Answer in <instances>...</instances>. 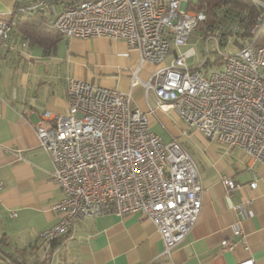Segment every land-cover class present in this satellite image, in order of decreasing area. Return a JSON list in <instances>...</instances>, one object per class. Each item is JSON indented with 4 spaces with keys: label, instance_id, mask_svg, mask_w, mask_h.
Instances as JSON below:
<instances>
[{
    "label": "built area",
    "instance_id": "obj_1",
    "mask_svg": "<svg viewBox=\"0 0 264 264\" xmlns=\"http://www.w3.org/2000/svg\"><path fill=\"white\" fill-rule=\"evenodd\" d=\"M192 1L67 0L60 7L54 0H18L13 18H0V45L9 40L19 15L36 10L53 14L51 27L66 37L123 39L138 56L132 86L142 84L153 90L158 108L174 111L205 137L228 148H242L250 167L255 162L264 164V42L258 43L264 28V0H252L262 11L251 34L235 40L241 47L238 52L220 48L233 41L230 35L223 43L221 31L210 33L204 37L205 60L196 67L187 65V59L196 53L194 47L175 52L166 61L173 47L189 42L206 19L203 10L190 8ZM231 29L236 32L238 27L229 26L225 31ZM210 40L216 42L217 58L224 64L204 72L201 65L210 61ZM145 65L155 66L148 80L139 75ZM67 99L66 111L45 110L33 124L40 146L52 159L51 179L65 194L52 205L57 220L40 234L42 261L50 258L53 242L67 234L77 219L105 213L141 212L157 226L164 253L171 256L202 209L197 161L179 139L166 141L155 132L147 113L131 103L129 93L70 77ZM156 108L148 105L150 113ZM220 180L228 195L240 186L225 173ZM257 184L254 176L249 186L256 188ZM235 208L243 216L253 213L242 204ZM233 233L241 236L242 229L235 226ZM241 242L248 249L244 238ZM222 243L230 249L235 244ZM236 264L255 262L248 257Z\"/></svg>",
    "mask_w": 264,
    "mask_h": 264
},
{
    "label": "crops",
    "instance_id": "obj_2",
    "mask_svg": "<svg viewBox=\"0 0 264 264\" xmlns=\"http://www.w3.org/2000/svg\"><path fill=\"white\" fill-rule=\"evenodd\" d=\"M16 1L0 0V18H13ZM16 23L7 43L0 45V256L11 258L8 264H17L13 258L19 256L29 264L42 261L40 234L57 220L52 205L65 194L51 179L52 159L40 146L33 124L45 110H67L70 77L129 93L155 132L166 141L179 139L201 171L202 209L171 256L164 253L157 226L141 212L105 213L77 219L42 264H236L248 257L264 264V164L250 167L242 148L205 137L174 111L158 108L153 90L132 86L138 56L125 40L61 36L47 51ZM154 69L145 65L139 75L148 80ZM148 105L157 107L154 113ZM222 173L240 184L231 195L220 180ZM254 176L258 184L251 188ZM239 204L253 213L243 216L235 208ZM235 226L242 229L241 236L234 235ZM223 240L234 242L233 248H224Z\"/></svg>",
    "mask_w": 264,
    "mask_h": 264
},
{
    "label": "trees",
    "instance_id": "obj_3",
    "mask_svg": "<svg viewBox=\"0 0 264 264\" xmlns=\"http://www.w3.org/2000/svg\"><path fill=\"white\" fill-rule=\"evenodd\" d=\"M54 2L60 7H65L66 3H68L67 0H54ZM17 4L18 0L16 1ZM190 8L203 10L206 13V19L200 22L196 28L200 31L202 37L204 38L210 33L221 31V41L223 43L226 42L229 35L236 41H238L237 37L250 35L251 26L262 11L252 0H193ZM52 15L50 13L48 14L45 10H36L21 14L17 18L16 26L33 43H37L49 51L56 46L61 36H63L57 29L51 27ZM234 25L238 27L236 32H233L232 29L229 33L225 31L229 26ZM263 42L264 28L258 39V43ZM217 59L215 63H218L219 58ZM58 239L53 242V245ZM11 257L13 258V256ZM22 258L19 261L14 257L13 262L29 264L25 261L24 257Z\"/></svg>",
    "mask_w": 264,
    "mask_h": 264
},
{
    "label": "rangeland",
    "instance_id": "obj_4",
    "mask_svg": "<svg viewBox=\"0 0 264 264\" xmlns=\"http://www.w3.org/2000/svg\"><path fill=\"white\" fill-rule=\"evenodd\" d=\"M232 40L233 41L227 43L226 45L224 44L220 45V48L222 49V51H227L233 54L240 50L241 48L240 45L237 42H235L234 38H232ZM191 47H194L196 49V53L187 59V65L193 66V67L198 66L200 63H202L205 60L206 45H205V39L202 37L200 31H198L197 29L194 30L189 42L179 47H173V51H171L168 54L166 61H169L170 58L174 56L175 52L183 53ZM209 48H210V53H209L210 61L208 63H205L204 65H201V69L204 72H207V71L211 72V71L217 70L221 68L222 65L224 64V60L222 58L219 59L218 63L214 64V60L219 55L216 49V42L214 40L209 41ZM10 260L11 258L7 260L4 259V255L3 257L0 256V264H8Z\"/></svg>",
    "mask_w": 264,
    "mask_h": 264
}]
</instances>
